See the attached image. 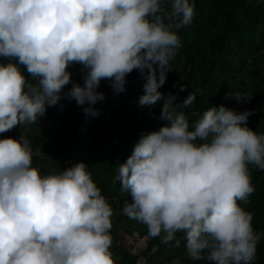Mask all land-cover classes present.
I'll return each mask as SVG.
<instances>
[{
  "label": "clouds",
  "instance_id": "9594fccd",
  "mask_svg": "<svg viewBox=\"0 0 264 264\" xmlns=\"http://www.w3.org/2000/svg\"><path fill=\"white\" fill-rule=\"evenodd\" d=\"M194 15V0H0V133L37 123L65 96L97 116L101 80L124 91L138 69V103L163 100L167 123L142 132L118 164L114 182L131 194L121 211L165 244L183 233L193 260L251 264L264 231L238 201L255 191L249 166L264 169V132L249 127L252 110L223 104L190 122L182 106L196 93L181 105L178 93L160 91L182 44L178 29ZM113 212L87 162L42 173L26 135L0 138V264H115Z\"/></svg>",
  "mask_w": 264,
  "mask_h": 264
},
{
  "label": "trees",
  "instance_id": "16d2710c",
  "mask_svg": "<svg viewBox=\"0 0 264 264\" xmlns=\"http://www.w3.org/2000/svg\"><path fill=\"white\" fill-rule=\"evenodd\" d=\"M194 3L192 23L178 29L182 44L169 62L167 79L160 91L165 95L178 93L177 103L181 105L189 92L196 93L191 104L182 106L190 122L209 106L223 104L237 112L252 110L247 121L249 127L264 132V0H194ZM69 70L72 80L82 84V66L74 64ZM25 74L29 75L26 69ZM29 79L35 80L31 76ZM144 82L138 69L127 74L124 91H116L107 79H102L98 90L103 91L106 98L93 105L99 109V115L86 116L75 99L65 96L57 105L48 106L37 123L15 126L0 133V138L15 136L19 131L31 141L32 152L42 148L43 156L32 157L33 164H38L42 173L81 160L87 162L98 187L116 207L118 201L131 199L130 192H123L120 182H114L118 164L131 155L142 132L157 130L167 123L159 118L163 100L153 105L138 103ZM181 84L186 86L183 91H180ZM71 86V83L66 85L65 91ZM236 91L244 97L238 99ZM47 118L52 120L53 126L50 141L40 147L33 134ZM249 167L255 191L247 202H238L253 212L254 228L264 231V169ZM123 224L128 229L135 224L134 229L140 236L147 234L142 230L143 224H136L133 218L126 217ZM115 229L110 230L113 237L117 235ZM177 237L180 244L173 241L169 245L160 236L150 235L143 255L155 250L156 257L160 256L163 262L180 256L186 250V240L183 233H178ZM118 239H112L113 258L120 256V264H136L135 257L115 243ZM185 264L214 262L186 259ZM251 264H264V236Z\"/></svg>",
  "mask_w": 264,
  "mask_h": 264
},
{
  "label": "rangeland",
  "instance_id": "374dc122",
  "mask_svg": "<svg viewBox=\"0 0 264 264\" xmlns=\"http://www.w3.org/2000/svg\"><path fill=\"white\" fill-rule=\"evenodd\" d=\"M51 122H52L51 119H48V118L45 119L42 122V124L35 130L36 132L33 134V138L35 139V141L40 147L47 146L50 141L49 134L53 128ZM20 135L21 133L18 131L17 135L11 136V137L18 139ZM42 152H43L42 148L39 151L32 152V157H35V156L41 157L43 156ZM33 165L40 169V166L38 164H33ZM124 201L120 200L118 201V204L116 207L112 206L114 209V212L111 217L112 219L111 229H114V227H116L115 232L117 233V235L114 237L112 235V238L113 239L115 237L116 239L119 238L117 241H115V243L127 249L135 257L136 264H150V263L151 264H185L186 259L193 260L187 255L186 250L180 256L174 259H171V260L164 261V262L160 258V256L156 257L157 254L155 250L151 251L149 254L144 256L143 250L146 248L147 241L150 238V235L148 234L147 226L135 219L136 224H143L142 230L147 233L145 237H143L138 234L136 229H134L133 225L135 224H133L131 228L129 229L127 228V226H125V224H123L126 217H128L121 211ZM118 258H120V256H118ZM118 258L114 256L115 264H120V262L118 261ZM149 259H152V261H150Z\"/></svg>",
  "mask_w": 264,
  "mask_h": 264
}]
</instances>
